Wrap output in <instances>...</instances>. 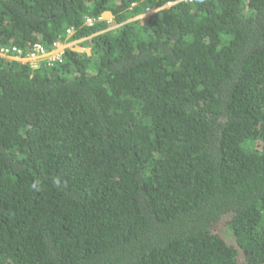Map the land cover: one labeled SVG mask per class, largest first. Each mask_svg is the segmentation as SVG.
Instances as JSON below:
<instances>
[{
  "label": "trees",
  "instance_id": "16d2710c",
  "mask_svg": "<svg viewBox=\"0 0 264 264\" xmlns=\"http://www.w3.org/2000/svg\"><path fill=\"white\" fill-rule=\"evenodd\" d=\"M170 1L0 0L89 50L0 56V264H264V0Z\"/></svg>",
  "mask_w": 264,
  "mask_h": 264
},
{
  "label": "built area",
  "instance_id": "2783aa9c",
  "mask_svg": "<svg viewBox=\"0 0 264 264\" xmlns=\"http://www.w3.org/2000/svg\"><path fill=\"white\" fill-rule=\"evenodd\" d=\"M187 1H191V0H187ZM109 19L110 18H108L105 15H100L94 18L85 17L84 24L91 26L94 22L103 21V20L109 21ZM71 31H72L71 29H67L66 33L70 34ZM66 47H67L66 44H63L58 41L53 42L50 49H46L44 46L38 43L32 44L27 48V50L24 53L16 46H13L11 49L9 47H4L0 49V56L17 59L23 63H28L30 67L34 69L38 67L39 62L41 61H45L48 64L54 61H61L63 51Z\"/></svg>",
  "mask_w": 264,
  "mask_h": 264
},
{
  "label": "clouds",
  "instance_id": "9594fccd",
  "mask_svg": "<svg viewBox=\"0 0 264 264\" xmlns=\"http://www.w3.org/2000/svg\"><path fill=\"white\" fill-rule=\"evenodd\" d=\"M179 1H187V0H173V1H170V2H168L167 4H165V5H163V6H170L171 4H173V3H176V2H179ZM151 8L150 7H145V11H149ZM144 11V12H145ZM143 12V13H144ZM149 12H147V13H145V14H148ZM103 15H105V16H107L108 18H110L109 19V21H107V20H104V21H107V23L109 24V27L110 28H113V27H111L110 26V23H111V21H112V17L109 15V14H107V13H105V14H103ZM67 29H71L72 31H71V33L70 34H67L66 33V30ZM66 30H65V35H71L73 32H74V30H75V28H73V27H71V28H67ZM61 42V43H63V44H67V42L66 41H64V40H61V39H58V40H55L54 42ZM74 41H80V40H74ZM52 46V45H51ZM66 48H69L68 46L66 47ZM65 48V49H66ZM64 49V50H65ZM70 49V48H69ZM72 50H73V48H71ZM63 54H64V51H63ZM63 54H62V57H63ZM62 61V60H61ZM58 182V181H57ZM32 187L34 188V189H36L37 191L39 190V187H38V182H34L33 184H32Z\"/></svg>",
  "mask_w": 264,
  "mask_h": 264
},
{
  "label": "rangeland",
  "instance_id": "374dc122",
  "mask_svg": "<svg viewBox=\"0 0 264 264\" xmlns=\"http://www.w3.org/2000/svg\"><path fill=\"white\" fill-rule=\"evenodd\" d=\"M110 26L111 27H114L116 26V24L113 23V21H111L110 23ZM70 49L73 48V50L75 51H89L87 47H84L82 46L79 41H71V42H68L67 41V44H66ZM59 49H60V46H59Z\"/></svg>",
  "mask_w": 264,
  "mask_h": 264
}]
</instances>
